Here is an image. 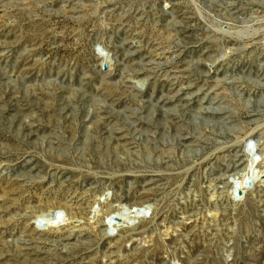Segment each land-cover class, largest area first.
Wrapping results in <instances>:
<instances>
[{
  "label": "rangeland",
  "instance_id": "obj_1",
  "mask_svg": "<svg viewBox=\"0 0 264 264\" xmlns=\"http://www.w3.org/2000/svg\"><path fill=\"white\" fill-rule=\"evenodd\" d=\"M0 264H264V0H0Z\"/></svg>",
  "mask_w": 264,
  "mask_h": 264
},
{
  "label": "bare ground",
  "instance_id": "obj_2",
  "mask_svg": "<svg viewBox=\"0 0 264 264\" xmlns=\"http://www.w3.org/2000/svg\"><path fill=\"white\" fill-rule=\"evenodd\" d=\"M258 164H259V161L258 162H254L252 160L249 161V164H247L245 170L240 174L239 178L236 179L235 181L232 180L230 185L228 186L230 189V192H229L230 195H233L235 198L240 197L245 192V189L248 186L247 185L248 182L252 180L254 181L262 176L263 172L260 171L259 168H257ZM108 199H109V196H106V199H104V202H101L102 204L105 203V206H102V207L98 206L99 202L97 201V207H100V208L99 210L97 209L93 210V215H96L93 218L95 219V222L97 223V225L98 224L102 225L103 219H106L105 222H106V227H108L109 229V234H112L113 231L116 228H118L119 225L124 224V223L128 224V222L132 223V221H135L141 217L147 216V214L150 211V207H143L141 209H128L125 207H121V208H117L116 210H114V208H112L109 203L107 204ZM71 206L72 205H70L69 207L59 206L58 210L60 211V209H63L61 211H64L67 214ZM89 209L91 210V214H92V208L89 207ZM64 215L65 214H63V216ZM53 220H54V216L49 215L47 221H53Z\"/></svg>",
  "mask_w": 264,
  "mask_h": 264
},
{
  "label": "water",
  "instance_id": "obj_3",
  "mask_svg": "<svg viewBox=\"0 0 264 264\" xmlns=\"http://www.w3.org/2000/svg\"><path fill=\"white\" fill-rule=\"evenodd\" d=\"M102 69H105V65H103V68H102ZM249 144H251V143H248V144L245 146V150L248 148ZM248 185H251L250 182L248 183ZM39 224L42 225V222H38L37 225H39Z\"/></svg>",
  "mask_w": 264,
  "mask_h": 264
}]
</instances>
